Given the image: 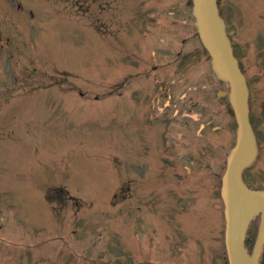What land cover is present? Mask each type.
<instances>
[{
  "label": "rangeland",
  "instance_id": "obj_1",
  "mask_svg": "<svg viewBox=\"0 0 264 264\" xmlns=\"http://www.w3.org/2000/svg\"><path fill=\"white\" fill-rule=\"evenodd\" d=\"M234 1L224 7H234ZM175 6L183 10L188 0H0V264H224L215 237L221 228L208 219L210 197L184 201L185 191L174 184L184 186L192 178L182 172L161 180V138H150L161 128L125 123L99 108L122 114L133 92L156 93L155 81L144 73L153 65L157 38L173 41L170 32L180 31L174 24L187 17L181 10L168 14ZM257 6L263 10L264 0L248 4ZM158 7L163 11L154 29L130 20L131 9ZM95 16L112 24L103 44L83 31L84 24L88 34L93 30L89 22ZM234 24L247 73L264 97V53L252 43L264 17L247 30L238 17ZM130 73L140 76L122 90L127 100L107 98L111 84ZM80 89L88 91V100L81 99ZM96 92L105 94L101 104L92 101ZM258 127L264 134V120ZM164 163L171 170L175 165L172 159ZM196 177L191 184L197 189L211 183L209 172ZM247 178L253 187H264V152ZM42 181L59 183L37 184ZM60 181L79 186L70 190ZM59 187L83 200L80 213L55 212L48 197L64 200ZM206 219L212 241L202 233L209 227L201 224ZM255 237L254 227L251 249Z\"/></svg>",
  "mask_w": 264,
  "mask_h": 264
},
{
  "label": "water",
  "instance_id": "obj_2",
  "mask_svg": "<svg viewBox=\"0 0 264 264\" xmlns=\"http://www.w3.org/2000/svg\"><path fill=\"white\" fill-rule=\"evenodd\" d=\"M201 36L213 57L219 75L230 82L232 101L239 121V138L224 178V199L227 204V246L230 264H259L264 244V192L250 191L241 180L243 169L256 156V143L249 124L248 89L218 16L216 0H195ZM263 213L258 242L252 257L244 248V240L252 218Z\"/></svg>",
  "mask_w": 264,
  "mask_h": 264
},
{
  "label": "flooded vegetation",
  "instance_id": "obj_3",
  "mask_svg": "<svg viewBox=\"0 0 264 264\" xmlns=\"http://www.w3.org/2000/svg\"><path fill=\"white\" fill-rule=\"evenodd\" d=\"M185 42L188 43L189 40L186 39ZM189 46L185 52L181 51L176 57L175 63H177V73L180 77L175 81L172 80L170 82L172 86L169 88H167L165 80L169 73L167 70L161 69V129L162 125L166 123H183L184 131L182 133L175 132L170 135L171 138H197L196 127L199 119L204 125L201 138H206L209 142H212L214 138H230L232 117L227 100L217 94L222 89L219 81L215 80L207 70L195 71L203 54L192 39ZM179 83L182 87L188 86L189 92L184 99H181L182 95H178L176 89L173 88ZM167 98L170 99L169 105H166ZM198 116L200 118H197ZM169 130L173 131L174 129L171 126ZM209 130L214 133L207 135L206 132ZM224 144L226 145V141L220 142L217 145L218 150H222ZM179 147L176 145L169 152L172 158L177 160L181 159V154L177 153ZM218 189L219 184L218 186L214 184L210 190Z\"/></svg>",
  "mask_w": 264,
  "mask_h": 264
}]
</instances>
